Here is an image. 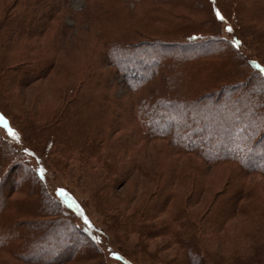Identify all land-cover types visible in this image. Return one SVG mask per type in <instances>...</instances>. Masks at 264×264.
<instances>
[{
	"label": "rangeland",
	"instance_id": "obj_1",
	"mask_svg": "<svg viewBox=\"0 0 264 264\" xmlns=\"http://www.w3.org/2000/svg\"><path fill=\"white\" fill-rule=\"evenodd\" d=\"M24 1L0 0V66L9 70L0 69L4 72L0 82V108L12 116L17 127L11 126L19 135L18 139L13 136V148L24 151L28 143L35 145V155H27L33 169L45 170L43 183L39 181V184L51 198L59 194L57 189L64 188L69 195L62 197L74 198L80 206L73 205L80 213L75 225L92 230L102 243H99L101 250L95 248L94 255L88 248L89 238L74 232L73 228L42 226L34 231L45 232L43 239L33 248L24 250L22 261L0 251V262L238 264L239 256L248 258L258 254L256 264H264V177L260 174L243 177L247 194L241 201L242 207L221 224L222 219L217 215L221 209L214 202L236 172L234 166L223 164L207 168L195 155H179L165 140H144L136 133L133 115L129 119L126 111L110 114V108L105 117L95 118V121L102 118L100 123L105 121L106 129L104 137L97 132L94 151L72 145L71 141L60 147L56 141L53 149L45 145L59 136L52 126L69 121L68 116L62 115L61 119L67 103L80 100L82 104L96 93L98 101H109L105 104H112L114 108H118L117 104L122 107L124 102L121 104L123 100L120 99L128 98L129 93L126 82L141 77L143 67L134 61L131 65L139 70L137 77L130 76L131 65H128L125 70L115 67L114 78H108L110 63L104 65L97 57L102 44L97 36V24L93 23L96 12L104 21L100 20L101 28L105 25L113 31L133 23L139 34L145 30L146 34L151 31V35L160 36L184 24L189 34L201 32L200 28L203 31L211 28L208 25L212 24L216 36L225 41H231L234 33L241 34L243 42L236 51L244 59L247 72L255 73L249 59L255 58L264 64V0H234L239 1L238 9L237 5L221 2L228 18L224 22L214 20L213 3L209 0H168L161 5L103 0L104 6L111 2L108 5L111 10L104 17L97 8L101 0H66L65 9L73 13L70 15L63 10L59 16L63 19L55 20L61 23L63 30L60 27L55 30L57 22L54 21V26L51 24L48 30L43 25L44 30L37 27L29 34H16L12 30L13 19L23 9L34 12ZM85 9H88V19L77 14ZM129 14L132 18L127 17ZM225 24L233 26L231 32L225 29ZM246 29H251L252 36L244 35ZM110 30L108 34L105 30L106 40L110 38ZM38 59L45 60L43 63L49 67L47 73H29L35 70L34 63ZM101 70L105 73L103 84L98 81L97 71ZM255 95V102L264 100V96L257 98ZM176 123L177 119H166L162 126ZM240 138L243 139L244 134L241 133ZM238 141L239 146L240 139ZM9 163L8 160L0 172V203L2 194L21 200L32 195L30 171L21 164L7 168ZM8 171L10 173L4 178ZM11 187L14 188L10 191ZM214 209L216 214L212 213ZM84 216L89 218L90 224L85 223ZM37 218L47 216L28 218L24 215L20 219L29 225L33 220L37 222ZM5 234L0 232V235ZM113 251L118 257L112 255ZM42 253L44 261L37 262L35 258ZM246 261L250 264L249 259Z\"/></svg>",
	"mask_w": 264,
	"mask_h": 264
},
{
	"label": "trees",
	"instance_id": "obj_2",
	"mask_svg": "<svg viewBox=\"0 0 264 264\" xmlns=\"http://www.w3.org/2000/svg\"><path fill=\"white\" fill-rule=\"evenodd\" d=\"M115 1L134 2L135 4L145 2L157 5L168 2V0ZM209 1L213 3L212 15L216 22H224L228 19L220 6L221 2H227L228 6L237 5L238 9L237 3L239 1ZM24 3L30 8L33 7L34 12L23 9V12L13 19L14 27L12 30L16 34H29L32 29L37 27L44 30L43 25L48 30L56 19H60L59 21L63 19V17H59L63 10L70 15L73 13L71 10L65 9L66 0H25ZM110 3L104 6V1H99L100 5L97 8L103 17L107 15L108 10H111V7L108 6ZM92 6L95 4L93 3ZM217 10L224 17L223 20L217 17ZM87 12L88 9H85L77 11V14L88 19L90 16L88 17ZM95 15L96 18L93 19V23L97 24V36L100 44H102L101 52L97 54V57L104 65L110 63L109 66L112 70H107L108 78H114L115 71L113 69L115 67L121 66L125 70L134 61L143 67L140 73L141 77L125 83L129 93L128 98L123 96L120 99L123 100L120 101L121 104L124 102L123 108L118 104L116 105L118 108H114L112 104H105L109 101L105 103L98 101L99 97L96 93H92V98L89 97L82 104L80 100L71 104L67 103L61 112V119L68 116L69 121L52 126L53 129H57L55 133L59 136L53 142L48 141L45 144L46 148L53 149L57 142V146L60 147V144L65 145L71 141L72 145L85 146L88 150L94 151L93 145L96 143L97 132L99 136L104 137L106 129L105 121L100 123L102 118L96 121L95 118L98 116L105 117L110 108V114L112 112L120 114L126 111L129 119L133 115L136 133L144 140H165L173 146L176 153L183 156L195 155L207 168L218 167L223 164L234 166L236 172L228 180L224 191L216 196L214 202L221 209L217 215L219 219H222V224L234 213L239 212L242 207L241 201L247 194L243 177H250L255 173L264 177V100L261 102L259 100L254 101L256 100L254 97L256 93L257 98L261 95L264 96V73L251 62L256 61L262 68H264V64L255 58L249 59V65L255 70V73L247 72L244 59L236 51L239 47L231 43L233 39H237L241 45L243 42L241 34L234 33L231 41H225L216 36L212 24L208 25L211 28L204 31L200 28L201 32H190L189 34L187 33L188 27L181 24L172 31L157 36L156 34L151 35L153 33L151 31L147 32L151 34H146L145 30L139 34L133 23H130L129 26L125 25L126 27L122 30L113 31L107 29L105 25L101 28V21H104L97 12ZM127 17L132 18V14L127 15ZM57 23L54 24L55 26L52 24L54 29L57 30L60 27L63 30L60 26L61 23ZM229 25L231 24H225V29H228ZM231 27L233 28L232 25ZM104 29L107 34L109 30L111 31L108 40L105 39L106 32ZM243 33L246 37L253 34L251 29H246ZM186 36L188 41L185 42ZM176 48L178 53H176ZM165 50L168 53H165ZM193 52L197 53L192 54ZM154 53L157 56L155 58L153 57ZM215 57L219 59L215 60ZM44 61L38 59L34 63L35 70H31L29 73H47L49 67L43 63ZM2 67L0 66V69ZM7 68H4V72L5 70L9 72ZM129 70L131 77L140 75L139 70L132 65ZM4 72L0 71V82ZM97 72H99L98 81L103 84L105 73L102 70ZM107 81L109 82V80ZM0 114L9 122L10 127L16 125L7 111L0 108ZM166 119H177L178 123L163 127L162 123ZM112 123L114 126V120ZM197 124L198 126H196ZM133 125L132 122L131 126ZM115 127H118V123L115 124ZM2 131L6 134L5 136H3ZM241 133L244 134L243 139L240 138ZM60 138L62 142H60ZM239 139L240 145L243 147L238 146ZM13 145L15 146L13 136L8 133L3 124H0V172L8 160L10 163L7 168L10 167L11 169L20 164L23 165L26 171H30L29 177L32 176L33 178L32 195L21 200L8 197V194H2L0 232L6 234L0 235V251L22 261L24 250L33 248L43 239L45 232L43 233L40 227L62 225L71 227L74 232L88 237V248L95 255V248L101 250L99 243L102 242L96 240L92 243L94 241L92 237L95 235L92 230L86 227L80 229L76 226L77 224L75 225V222L80 218V213L73 206L69 207L64 202L66 198L59 194L55 193L54 198H51L49 193L39 184L40 182L43 183V177L38 172L39 168L33 169L28 161V155H35L36 151L33 147L35 145L28 143L26 147L28 151L13 148ZM231 148L234 150L231 151ZM12 157L14 158L10 160ZM13 188L11 187L10 191ZM34 195L38 197H34ZM223 200L224 203L222 204ZM215 209L212 213L215 212ZM24 215L28 218L29 216L30 218L47 216V218H37V222L33 220L32 224L28 225L26 220L20 219ZM35 228L40 229L34 231ZM43 253L35 258L37 262L44 261L45 254ZM243 256H239L238 264H248L246 259H249L250 264H256L259 257L258 254L248 258L244 256L245 259L242 258ZM0 264L3 263L0 262Z\"/></svg>",
	"mask_w": 264,
	"mask_h": 264
},
{
	"label": "snow or ice",
	"instance_id": "obj_3",
	"mask_svg": "<svg viewBox=\"0 0 264 264\" xmlns=\"http://www.w3.org/2000/svg\"><path fill=\"white\" fill-rule=\"evenodd\" d=\"M216 15H217V17H218L220 20H223V19H224V17L220 14L219 10L216 11ZM227 30H228L229 32L232 31V27H231V25L228 26V29H227ZM231 43H232L233 45L239 47V45H240L241 42H240L239 40H237V39H233V40L231 41ZM251 63H252L257 69H260V71H261L262 73H264V68H262L261 65H260L259 63H257L256 61H252ZM0 124H3V125L7 128L8 133H9L10 135L14 136V137L17 138V139L19 138L18 133H16L15 130L12 129V128L9 126V122L5 119V117H4L2 114H0ZM24 150H25V151H28L27 148H25ZM44 171H45V170H44L43 168L38 169V172L41 174L42 177H43V173H44ZM57 191H58V193H59L61 196H68V195H69V194L66 192V190H65L64 188H59V189H57ZM64 202H65L66 204H68L69 207H71V206H73V205H75L77 208L80 207L79 204L75 201V199H74V198H71V197H69V199H66ZM82 212H83V210L81 209V213H82ZM83 218H84L85 223L90 224L89 218H88L87 216H84ZM92 239H93V240H98L99 238L96 237V236H93ZM112 255L118 257V253H116L115 251L112 252Z\"/></svg>",
	"mask_w": 264,
	"mask_h": 264
}]
</instances>
